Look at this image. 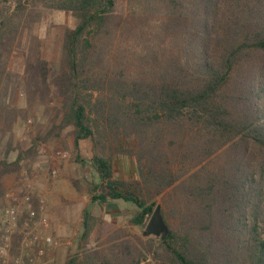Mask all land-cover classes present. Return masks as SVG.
Returning <instances> with one entry per match:
<instances>
[{
    "label": "trees",
    "instance_id": "16d2710c",
    "mask_svg": "<svg viewBox=\"0 0 264 264\" xmlns=\"http://www.w3.org/2000/svg\"><path fill=\"white\" fill-rule=\"evenodd\" d=\"M53 12L73 21L57 67L32 33ZM18 90L30 110L60 99L58 129L91 143L92 202L131 203L141 226L161 198L169 228L103 224L107 245L64 264H264V0H0V145ZM119 156L135 178H114ZM82 225L85 241L88 210Z\"/></svg>",
    "mask_w": 264,
    "mask_h": 264
},
{
    "label": "rangeland",
    "instance_id": "374dc122",
    "mask_svg": "<svg viewBox=\"0 0 264 264\" xmlns=\"http://www.w3.org/2000/svg\"><path fill=\"white\" fill-rule=\"evenodd\" d=\"M40 20L32 33L39 40L43 58L50 66L57 67L62 32L65 26H72V18L67 12H53ZM59 100L53 98L48 105L30 110L23 92L15 93L18 117L2 137L0 159L11 163L21 156L22 160L17 172L0 177V264H13V259L21 254V242L27 233L36 236L38 244L45 247L42 264H64L73 257L87 260L91 251L107 245L105 234L99 241L94 239V231L103 224L111 226V232L120 230L133 241L137 237L143 241L158 239L142 236L151 215L141 226L130 224L138 213L133 204L108 197L104 202H92L93 185L99 184L96 193L100 194L98 190L104 183H99L89 163L91 143L86 140L75 148L71 128L58 129ZM58 150L67 152L68 158L53 159L52 154ZM52 170L56 171L55 176ZM134 173L131 158L115 157L114 178L129 180L135 178ZM101 195H107L105 186ZM157 204H161V198H157ZM7 208L16 210L15 224L6 220ZM84 210L93 218L92 233L85 241L81 240ZM31 211L35 212L34 218L29 217ZM41 218L46 219V228L41 225Z\"/></svg>",
    "mask_w": 264,
    "mask_h": 264
},
{
    "label": "built area",
    "instance_id": "2783aa9c",
    "mask_svg": "<svg viewBox=\"0 0 264 264\" xmlns=\"http://www.w3.org/2000/svg\"><path fill=\"white\" fill-rule=\"evenodd\" d=\"M53 159L66 160L68 158V153L65 151H56L52 154ZM52 176L56 175V171H51ZM26 201L29 200L28 197L25 198ZM35 212L31 211L29 213L30 218H34ZM5 218L10 223L15 224L17 220L16 210L14 208H7L5 211ZM40 223L43 227H47L48 223L46 219L41 218ZM49 240V239H48ZM21 254L13 259V264H42V258L45 253L44 245H39L37 242V237L29 233L23 238L21 242Z\"/></svg>",
    "mask_w": 264,
    "mask_h": 264
},
{
    "label": "water",
    "instance_id": "95a60500",
    "mask_svg": "<svg viewBox=\"0 0 264 264\" xmlns=\"http://www.w3.org/2000/svg\"><path fill=\"white\" fill-rule=\"evenodd\" d=\"M98 192L100 194H103L104 192L103 184L100 185ZM168 232H169V228L162 216L161 204H157L154 210L152 211L151 216L144 230L142 231V236L159 238L162 235L168 234Z\"/></svg>",
    "mask_w": 264,
    "mask_h": 264
}]
</instances>
